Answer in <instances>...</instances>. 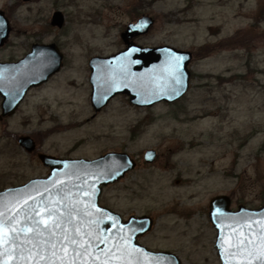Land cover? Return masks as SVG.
I'll use <instances>...</instances> for the list:
<instances>
[{"label": "rangeland", "instance_id": "1", "mask_svg": "<svg viewBox=\"0 0 264 264\" xmlns=\"http://www.w3.org/2000/svg\"><path fill=\"white\" fill-rule=\"evenodd\" d=\"M56 11L66 17L63 30L50 26ZM141 16L154 24L139 45L193 54L190 90L149 109L117 97L94 115L88 60L123 48L121 33ZM13 20L14 46L0 59L22 56L28 42H56L73 68L33 92L13 120L0 121V191L48 173L12 132L46 130L41 150L61 157L127 152L138 165L104 188L100 204L126 218L151 215L152 249L175 252L183 264H221L211 199L227 195L233 208L264 203V0H35L15 9ZM148 149L158 153L153 163L144 162Z\"/></svg>", "mask_w": 264, "mask_h": 264}, {"label": "water", "instance_id": "2", "mask_svg": "<svg viewBox=\"0 0 264 264\" xmlns=\"http://www.w3.org/2000/svg\"><path fill=\"white\" fill-rule=\"evenodd\" d=\"M51 24L61 28L63 14L56 12ZM153 24L152 17L142 16L122 34L124 51L92 60L91 101L97 112L117 95L128 96L135 106L151 108L177 102L190 90V51L130 41L148 34ZM7 27L0 12V45L7 38ZM61 65L55 44L34 45L17 64L0 63L1 119L16 110L25 92L46 83ZM19 70L30 73L22 94L10 85L12 73ZM21 143L29 151L35 149L28 138ZM156 156L149 150L145 160L153 163ZM39 159L51 170L47 178L0 192V264H181L175 254L149 251L133 242L136 236H124L149 231L152 218L132 216L124 222L121 214L100 204L104 188L136 167L130 155L111 152L89 160L41 154ZM209 217L217 231L221 264H264V203L256 209L240 205L234 211L230 197L220 195L211 200Z\"/></svg>", "mask_w": 264, "mask_h": 264}, {"label": "flooded vegetation", "instance_id": "3", "mask_svg": "<svg viewBox=\"0 0 264 264\" xmlns=\"http://www.w3.org/2000/svg\"><path fill=\"white\" fill-rule=\"evenodd\" d=\"M33 1H35V0H30V1H24V0H21V1H17V3H15L14 5L13 4H11L10 6H2V7H0V12H2L3 13V15H4V18L6 19V21H7V24H8V30H9V32H8V35H7V38L4 40V42H3V44L2 45H0V53L3 51V50H6V49H9L10 47H12V46H14L13 44V41H12V38H13V35L16 33V29H15V25H14V20H13V13H14V11H15V9H17L20 5H22V3H28V2H33ZM57 12V11H56ZM58 12H61V11H58ZM62 13V12H61ZM63 14V13H62ZM63 16H64V24H63V26L61 27V28H58V27H54V26H52V24H51V21H52V18H51V20H50V26L53 28V29H57V30H63L64 28H65V26H66V24H67V22H66V17H65V15L63 14ZM142 17V16H141ZM139 19V18H138ZM138 19H136L135 21H132V22H130L126 27H125V29H124V31L121 33V35H120V39H121V43H122V45H123V48H121V49H119L118 51H116V52H114V53H112V54H110V55H107V56H103V55H97V56H93V57H91V58H89V60H88V67H89V71H90V75H89V82H90V86H91V94H90V99L92 100V92H93V88H92V85H91V76H92V68H91V62H92V60H94V59H96V58H109V57H112V56H115V55H117L118 53H120V52H122V51H124L126 48H127V45H126V43H125V41L123 40V38H122V34L127 30V27L130 25V24H133V23H135ZM143 37H145V36H139V37H136V38H133V39H131L130 41L131 42H134V43H136V44H138V40L139 39H141V38H143ZM36 44H38V45H42V44H44V43H42V42H39V41H34V42H28L27 43V51H26V53H23V55L22 56H20V57H17V58H10V59H6V60H4V59H0V63H4V64H17V63H19V62H21L23 59H25L30 53H31V51H32V47L34 46V45H36ZM49 44H55L57 47H58V50H59V52H60V54L62 55V65H61V69H60V71L59 72H57L56 74H54L51 78H49V80L46 82V83H44V84H41L40 86H36V87H32V88H30L27 92H25V95H24V97H23V99L21 100V102L18 104V106H17V108H16V110L12 113V114H10V115H8V116H6V117H3L2 119H1V116H2V113H3V110H2V103H3V97H2V95H1V93H0V98H1V102H0V109H1V114H0V121H3L4 119H8V120H13L15 117H17V115H18V113H20V110H21V108H22V106H24V104L27 102V100H28V97H30V95L33 93V92H35V91H38V90H42V87H44L51 79H53L55 76H57V75H59V74H61L63 71H65V70H67V69H69V70H71L72 68H73V65L71 64V63H69L70 62V60H69V58H68V54L56 43V42H52V43H49ZM49 44H46V45H49ZM139 45V44H138ZM144 47H149V46H144ZM151 47H153V46H151ZM25 49V50H26ZM24 50V51H25ZM75 70V69H74ZM29 75H30V73L29 72H26L25 70H23L22 72L19 70V71H16V72H14V73H12V76H11V78H12V80H11V90L12 91H15V92H19L20 93V90H21V94L25 91L24 89H25V85H24V83L26 82L25 81V78L26 77H29ZM15 89V90H14ZM17 89H18V91H17ZM23 89V90H22ZM121 96H123V97H125L127 100H128V102H129V104L130 105H132L133 107H135V108H147V109H149V107H138V106H135V105H133L131 102H130V100H129V97L128 96H126V95H117L115 98H117V97H121ZM115 98H113V99H115ZM112 99V100H113ZM111 100V101H112ZM110 101V102H111ZM110 102H109V104H110ZM178 102V101H177ZM91 105H92V101H91ZM154 107V106H153ZM92 108H93V110H94V112H95V114L94 115H96V114H98V113H100L102 110H104L105 109V107L101 110V111H99V112H97L96 110H95V108L93 107V105H92ZM152 108V107H151ZM38 118L40 119V120H42V104H41V107L39 108V112H38ZM45 132H46V130H40V133L38 134L36 131L34 132H28L27 134H22V135H15V133H11V135L16 139V141H17V143H18V145L23 149V151H25L27 154H34V155H37V158L39 159V155H41V154H46V155H50V156H55V157H57V158H61V159H84V158H71V157H61V156H56V155H53V154H49V153H46V152H43L41 149H42V144L40 143V140H39V138H40V136L41 135H44L45 134ZM40 135V136H39ZM26 138H28V139H30V140H32L33 142H34V147H35V149L33 150V151H29L22 143H21V140L22 139H26ZM41 147V148H40ZM40 150H39V149ZM149 150H154V149H148L147 151H149ZM147 151H145V153L147 152ZM154 151H156V150H154ZM122 153H126V154H128L127 152H122ZM145 153H144V155H143V159H144V162H146V163H148L146 160H145ZM156 154H157V156H156V159H157V157H158V153H157V151H156ZM128 155H130V154H128ZM130 157L132 158V159H134L135 161H136V164L138 165V160L137 159H135L132 155H130ZM155 159V160H156ZM90 160V159H89ZM39 161H40V163L42 164V162H41V160L39 159ZM43 165V164H42ZM136 165V166H137ZM43 167L47 170V175L46 176H42V177H37V178H47L48 177V175H49V173H50V168H47V167H45L44 165H43ZM135 170V169H134ZM134 170H131V171H129V172H127L126 174H125V176L122 178V179H124V178H126L128 175H129V173H131V172H133ZM33 179H36V178H33ZM32 180V179H31ZM30 181V180H29ZM28 181V182H29ZM27 183V182H26ZM26 183H23V184H20V185H18V186H21V185H24V184H26ZM13 187H17V186H13ZM9 188H12V187H9ZM6 189H8V188H6ZM6 189H3L2 191H4V190H6ZM2 191H0V192H2ZM231 199V198H230ZM212 200V199H211ZM232 199H231V209L232 210H234V211H236V210H238V207L237 208H233L232 207ZM243 206H245V205H243ZM261 206V205H260ZM260 206H258V207H248V208H252V209H256V208H259ZM247 207V206H246ZM122 216V215H121ZM132 216H135V215H131V216H128L127 218L126 217H124V216H122V218H123V221L124 222H126V221H128L129 219H130V217H132ZM142 216H147V217H150V218H152V216L151 215H140V216H136V217H142ZM152 220H153V225H152V227H151V229L149 230V231H147V232H145L144 234H142V235H138L137 236V234H133V233H131V234H124V236H129V237H131L132 239L136 236V238H135V241L133 240V242H135V244L136 245H138V246H141V247H143V248H146L147 250H149V251H152V252H157V253H160V252H162V253H171V254H175L178 258H179V260H180V262H181V264H183V262H182V260H181V258H180V256L179 255H177L175 252H172V251H169V250H161V249H152V248H150V246L147 244V241H148V239H149V236L151 235V233H152V231L154 230V227L156 226V224H155V222H154V219L152 218ZM209 220H210V217H209ZM213 226V225H212ZM124 227H126V225L124 226ZM217 232V231H216ZM134 235V236H133ZM130 238V239H131ZM216 243V242H215ZM220 259V258H219Z\"/></svg>", "mask_w": 264, "mask_h": 264}, {"label": "snow or ice", "instance_id": "4", "mask_svg": "<svg viewBox=\"0 0 264 264\" xmlns=\"http://www.w3.org/2000/svg\"><path fill=\"white\" fill-rule=\"evenodd\" d=\"M176 83H179V80L178 79L176 80Z\"/></svg>", "mask_w": 264, "mask_h": 264}]
</instances>
